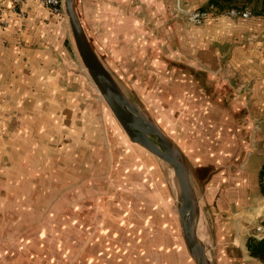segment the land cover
I'll return each mask as SVG.
<instances>
[{"label": "crops", "instance_id": "obj_1", "mask_svg": "<svg viewBox=\"0 0 264 264\" xmlns=\"http://www.w3.org/2000/svg\"><path fill=\"white\" fill-rule=\"evenodd\" d=\"M209 2L77 0L106 65L186 156L218 264H264L247 246L264 225V15L210 10L190 24L185 13ZM254 156L263 161L251 169ZM170 198L160 164L127 139L84 72L68 20L41 0H0V236L12 238L3 249L84 234L77 222L96 218L79 249L92 264L117 252L102 241L100 210L156 225L160 237ZM153 244L156 256L168 248Z\"/></svg>", "mask_w": 264, "mask_h": 264}, {"label": "water", "instance_id": "obj_2", "mask_svg": "<svg viewBox=\"0 0 264 264\" xmlns=\"http://www.w3.org/2000/svg\"><path fill=\"white\" fill-rule=\"evenodd\" d=\"M64 12L84 72L99 96L127 139L148 152L166 174L186 250V253L184 249L182 251L185 261L187 264L189 261L191 264H218L215 235L203 218L193 171L186 156L139 98L127 90L106 65L82 22L77 0H64Z\"/></svg>", "mask_w": 264, "mask_h": 264}, {"label": "rangeland", "instance_id": "obj_3", "mask_svg": "<svg viewBox=\"0 0 264 264\" xmlns=\"http://www.w3.org/2000/svg\"><path fill=\"white\" fill-rule=\"evenodd\" d=\"M65 18L67 19L66 15ZM83 67V66H82ZM93 85V84H92ZM94 87V85H93ZM96 90V88L94 87ZM97 92V90H96ZM99 95V93L97 92ZM131 97L137 101V99L131 94ZM263 159L261 157L254 156L251 163V169L259 166V163L262 162ZM170 206V217L168 222V234L157 237V231L152 229H156V225L151 227H147L146 224L142 225V222H127L118 217L113 218L112 216H117L118 212H113V210L109 209L108 212H104L105 210H100L101 215L104 217V221L102 223V236L103 242L108 243L106 245L110 247H115L116 251L114 256L110 253V251H100L102 252L100 256L97 257L102 260L95 259L93 261L94 264H97L96 261H99V264H102L106 261L107 264H187L181 256L180 252L185 250L182 244V236L180 225L178 223L177 215L175 212L174 202L172 198L169 201ZM1 205V204H0ZM135 206L136 204L131 203L130 206ZM147 206H151L148 204ZM132 208V207H131ZM264 218H262L263 220ZM43 221V220H42ZM46 221V220H44ZM99 219L90 218L87 220H79L78 225L84 226V234L78 233L75 230L72 232H67V229L61 231V234L54 236L53 239L48 243L47 241H41L40 243H35L34 246L37 249L39 247H50L56 246L55 249H34L32 251H20L14 249H3L7 246V242H11L12 238L7 236H0V264H81L82 261L81 252L79 250L83 247L84 241L87 239L86 234L92 231V224H96ZM132 221V218L131 220ZM264 222V221H263ZM141 224V227H140ZM43 224L39 226L42 228ZM88 226V227H87ZM155 227V228H154ZM80 229V228H79ZM38 231V230H36ZM31 232L30 236H25L23 238H36L34 236V232ZM89 231V232H86ZM129 232V234H128ZM153 232V233H151ZM32 235V236H31ZM43 238L46 236H42ZM168 237V239H167ZM22 238V239H23ZM5 240V241H4ZM21 239H19L20 241ZM4 241V244L1 247V242ZM61 241V242H59ZM152 242V243H151ZM166 243L168 242V248L162 252H156L158 255L156 256L154 252L150 250H146L147 244L150 243L148 247H151L153 243ZM21 243V242H20ZM25 243L22 242V245ZM154 245V244H153ZM59 247L67 248L65 250H60ZM146 247V248H145ZM74 248V249H71ZM178 251V252H177ZM151 253L153 257H150ZM186 253V250H185ZM168 255V256H166ZM187 259V258H186ZM92 263V264H93Z\"/></svg>", "mask_w": 264, "mask_h": 264}, {"label": "trees", "instance_id": "obj_4", "mask_svg": "<svg viewBox=\"0 0 264 264\" xmlns=\"http://www.w3.org/2000/svg\"><path fill=\"white\" fill-rule=\"evenodd\" d=\"M211 9L218 15H225L227 11L236 9L240 12L249 10L252 14L261 16L264 15V0H210L209 4L200 10L210 11ZM247 246L251 256L263 258L264 243L250 238Z\"/></svg>", "mask_w": 264, "mask_h": 264}, {"label": "built area", "instance_id": "obj_5", "mask_svg": "<svg viewBox=\"0 0 264 264\" xmlns=\"http://www.w3.org/2000/svg\"><path fill=\"white\" fill-rule=\"evenodd\" d=\"M14 1L17 3L20 0H14ZM41 2L52 14L56 16L65 17L64 0H41ZM185 15L190 24L201 26L209 18L210 11H204V10L198 9V10H193V11H187ZM225 15L233 17V18H250L252 13L249 10L240 12L236 9H231L227 11ZM252 237L259 241L264 240V225L263 224L258 225L256 232L252 235Z\"/></svg>", "mask_w": 264, "mask_h": 264}]
</instances>
